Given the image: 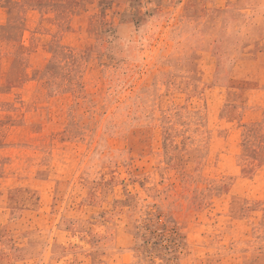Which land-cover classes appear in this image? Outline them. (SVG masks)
<instances>
[{
  "label": "rangeland",
  "instance_id": "rangeland-1",
  "mask_svg": "<svg viewBox=\"0 0 264 264\" xmlns=\"http://www.w3.org/2000/svg\"><path fill=\"white\" fill-rule=\"evenodd\" d=\"M0 264H264V0H0Z\"/></svg>",
  "mask_w": 264,
  "mask_h": 264
}]
</instances>
